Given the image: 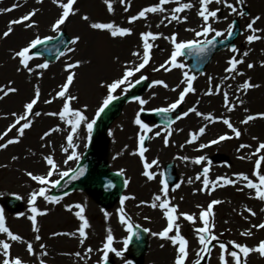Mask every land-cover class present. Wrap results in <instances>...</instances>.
I'll return each mask as SVG.
<instances>
[{
    "label": "rangeland",
    "instance_id": "374dc122",
    "mask_svg": "<svg viewBox=\"0 0 264 264\" xmlns=\"http://www.w3.org/2000/svg\"><path fill=\"white\" fill-rule=\"evenodd\" d=\"M16 2L17 0H0V8L11 7ZM156 2L157 0H131V7L128 12H124L123 7L117 3L114 5L116 9L115 14L109 15L102 0H78V7L81 14H88L93 20L105 22L115 20L122 26L132 27L134 34L120 41H112L106 34L91 32L87 28V25L80 19L79 15L70 18V22L67 23L63 30L67 31L72 37L76 35L82 36V43L78 46L77 52L71 54L72 60L93 59L92 65H86L76 70L78 72V79L72 90L74 94H78L81 97V100L80 105H74V107H80L84 103H87L89 105L87 114L90 117L94 115L99 101L106 95L105 90L97 86V81L101 79L110 80L120 75L121 66L120 64L114 63L115 56L118 55L122 63L130 59H135L131 57L130 53L137 50L138 46L141 44L140 33L149 30L153 33H163L166 36L178 33V39L183 41L194 38L193 33L185 31V29L197 28V30H199L201 20L196 15V8H193L190 12L181 14L188 16L186 23L176 24L173 22L167 27L162 25L157 28L156 24L159 23L160 17L150 14L147 21L140 20L135 22L134 25L127 24V19L130 16L137 14L142 8L151 6ZM185 2H187V0H185ZM192 2L196 3V0H192ZM229 2L235 3V0H229ZM19 3L23 4V7H19L11 13L0 14V34L7 30L9 21L21 17L34 8L40 9L33 18L38 22L39 27L37 29L25 30L22 25H16L14 26L13 34L9 38L0 39V86L8 84L9 81H14L15 83L12 86L19 89L18 93L8 96V98L12 95L16 96L15 106L10 99H8V101L3 100L6 104L0 109V134L6 131L7 127L14 122L11 113L23 112V105L33 97L34 86L36 84L40 85L41 99L34 108V111H40L42 115L34 118L32 128L26 130L25 136L21 139L20 143L10 145L7 149L0 150V207H3L5 210L6 226L9 227L14 234H19L29 242H33L37 255L36 257L30 256L26 251V245L20 243H13L11 251L14 256H20L25 261V264H38L40 258L39 245L44 244L46 245V251L48 253L47 256L42 257L45 264L97 263L102 255L98 250L101 249L106 242L108 228L112 229V234L114 236L113 246L118 250L123 249V241L126 239L127 231L126 227L119 223L117 210L121 207L120 201L108 208H103L96 202L92 195L82 190H75L69 193L61 200L60 204H48L42 199L38 200V207L41 210L47 211V215L37 218L38 226L40 227L39 235L42 237L39 242L34 240L36 234L32 231L31 221L27 219V215L31 214L28 205L29 193L38 186L24 174L25 171H32L34 174H44L47 171V165L43 157L47 155H52L54 157L62 171L71 169L76 161H69L67 165L63 163L66 159V154L62 151V146H66V131L53 133L45 140H41V136L51 128L57 125H60L62 128L67 127L63 125L58 118L43 115V113L49 111L58 112L62 107V102L59 100L54 101L50 105L45 104L44 100L49 99L50 94L54 95L55 91L59 89V85L65 81L67 73L63 71V68L67 57H60V59L56 61H47L44 57L39 56V58L31 61V66L45 61L49 63L50 66L44 71V75L41 79H37L35 74L29 77L24 71L17 72L16 69L19 67L18 60L12 59L13 51L19 50L21 47L25 46L30 39L35 38L36 33H39L41 37L55 35V33L50 31V25L58 16L60 10L51 3V0H44L42 4H37L36 0H27V3H24V0H19ZM174 6L175 5H168L167 7L170 9ZM210 7L212 9L216 7L221 8L223 15L220 17V22L214 25L218 30H226L234 19L240 21L243 31L239 35L235 47L239 49L241 54L244 51H249V55L244 58L245 63L239 65V70L244 72L245 76L237 77L235 81H227L226 84H232L233 87L232 89H227L225 84V90L229 91L230 96L234 99L233 92L236 86L248 78H251L253 83L261 84V87L250 90L247 95L241 94V98L245 100V104L232 113H228L223 107L222 95H204V92L210 87L208 82L209 76L214 78L212 86L224 83L223 77L226 75L225 68L228 67L227 61L234 55L230 51V48H226L216 54L213 61L207 66L205 71L202 72L204 73L203 75L201 73H191L197 76V79L194 81L196 92L186 97L182 108L187 111L188 108L196 106L199 111L205 114L211 113L216 117L224 116L230 118L234 125L242 131V136L239 139L224 141L202 151H196L195 149L198 148L200 143H208L210 140L216 139L218 136L226 133L231 135V132L222 123L209 124L206 134L201 137L196 144L188 145L185 142L189 138V133L197 131L199 127L207 123L194 114H190L186 117V120H184V124H180L182 121H177L176 124L172 125V128L177 131H175L170 138V146L164 147V126L157 127L158 125H152L154 123L143 120L145 123H150V125L154 127L153 132L148 133V136H154L155 131H161L162 133L160 137L145 141V146L148 145L147 148H149V151L145 155L149 161L152 159H159L160 167L154 169L158 173L162 171L166 162H176L180 181L183 180L184 183L175 192L170 191L169 195L170 197H174L172 202L179 205L180 212L198 213L199 209L196 207L197 205L206 206L211 200L219 199L223 201V203L214 208L216 234L219 235L223 233L220 237L222 241L234 240L241 244L254 247L261 240H264V230L253 229V235L248 238L242 237L240 233L247 230L251 224L264 222V212L260 211L261 208H264V202L257 199H250V191L247 189L244 192H239L236 188L231 186L217 188L211 195L203 192L205 196L200 197V194H198L200 191H198V189L202 187L201 182L197 181L189 185L187 179L188 177H195V175L201 171V166L175 159L177 156H189L192 158L199 155L207 156L208 159L212 161L210 172V179L212 180L218 176H232L233 173L239 172L251 175L256 157H252L251 161H242L237 159V156L255 151L258 143L264 141V120L258 119L248 125L240 123L245 115H247V113L244 112V108H248L252 114L264 112V66H261L264 64V40L256 41L250 45L246 41V37L251 34L247 31L246 25L250 22L251 18L257 15L261 16V20L258 21L254 27L264 29V0H246L243 8L247 15L243 18L236 15L230 16V10L223 8L222 5L213 4ZM224 17H227V20L223 19ZM149 24L151 28L147 27ZM226 34L227 32L225 31V35ZM257 34L264 36V32ZM87 49L88 52H86ZM172 51L173 47L169 41L163 38L156 40L152 49V60L150 64L142 73L137 74L136 78L142 74L147 76L150 80L149 87L140 96L143 99L149 100V103L144 106L145 109L167 107L168 104L174 102L176 98V94L180 88H178L176 92H172L170 89L176 88L179 84V80L177 81L178 76L181 79L183 78L181 76V71L174 69L171 72H165L161 69L159 72H154L152 70L153 67H159V65L165 63V61L169 59ZM178 60L185 65L187 64L182 56ZM248 63L254 64L255 67L248 69ZM187 68L186 65L184 70L188 71ZM156 80H163L169 85V88L166 89L159 85L153 86V81ZM117 94L122 95L119 90ZM250 98H253V100L250 101ZM200 100H202V104L200 102L197 104V101ZM3 101H0V104ZM139 110L140 106L135 100L124 107L122 114L110 127L108 132L109 142L106 145L107 147L103 155L105 154V159L109 163L113 161L119 163L120 166L116 164L114 167H123L126 170V176L129 178L130 184L125 194L130 196L132 194L135 196V199L125 201L123 205L127 215L131 218V223L133 225L136 224L148 228L152 232H158L165 227V219L162 214L158 217L150 212L155 211L150 207L144 206L143 204L142 206L137 205V203L141 204L144 200L151 203L153 195L157 194L161 187H159L158 181L145 183L146 186L140 185L137 187L136 185L137 183L143 184V181L147 180L141 174L142 163L139 157L131 155L132 152L137 150L138 133H140V129L134 128L131 130L130 128L132 125L128 122V127L126 118L133 112V114L136 115ZM191 118H193L192 122H190ZM179 129H183V131H178ZM109 133H111V135H109ZM84 135L85 134L82 132L80 140L77 141V143L80 144L78 151L81 153V157L86 150L84 147ZM15 136L16 130L13 129V131L5 137V141ZM254 136L258 137L259 140H253L252 137ZM152 140L159 141L160 146L155 147ZM3 142L4 141H0V143ZM241 143L251 144L252 148L244 149L242 153H238L236 149ZM45 144H47L48 147H45ZM181 144H185L183 149L179 147ZM160 147L164 150L163 154ZM33 152L35 155H32ZM13 156L18 157V159L14 161L12 159ZM113 157L117 158L113 159ZM228 164H230L231 167H227ZM4 165L7 167H3ZM191 165L196 168L187 174L188 167ZM57 178L59 177L56 175L52 177L54 180ZM159 178L160 176L158 175L157 180ZM12 194L23 197L22 201L24 205L20 212H9L1 205L2 200ZM251 194L254 195V193ZM258 203L262 204L261 208H257ZM74 204L87 206L85 216L91 227L87 229L89 239L85 241L83 246L79 243L76 232L80 221L74 215L75 209L73 212L66 211L67 205ZM245 207L252 208L257 212V216L249 217L248 220H245L240 215ZM105 211L110 214L108 219L104 216ZM19 213H24L25 215L18 216ZM244 215L247 216V213H244ZM145 217L149 219H145ZM179 223L181 224L182 234L190 241V252L192 255H190L189 258L194 261L196 259L195 253L198 250V245L192 227L182 219ZM57 232L76 233V235L54 236L53 233ZM148 235L149 246L140 264H161V261H164L162 264H173L175 250L170 243L152 236L151 232H148ZM4 238L6 237L0 234V239ZM162 243L165 244L164 248L160 247ZM88 247L93 249L92 259L85 262L73 259L75 253L82 252L84 254ZM167 250H170V254H168L164 260L161 259L163 252ZM94 252L98 254L95 256ZM109 255L114 257L116 264H125L127 260L133 262L129 254V247L127 251L124 252L123 258L117 257L113 253ZM206 264H219L218 247L213 248L210 260L208 259ZM248 264H264V258L260 257L258 253H252L248 257Z\"/></svg>",
    "mask_w": 264,
    "mask_h": 264
},
{
    "label": "snow or ice",
    "instance_id": "6c2138e0",
    "mask_svg": "<svg viewBox=\"0 0 264 264\" xmlns=\"http://www.w3.org/2000/svg\"><path fill=\"white\" fill-rule=\"evenodd\" d=\"M44 0H36L37 4H42ZM246 0H235V3L229 2V0H196L193 3L192 0H157V2L151 6L142 8L137 14L130 16L127 19L128 25H134L135 22L149 19V15H158L160 17L159 23L156 27L159 28L162 25L167 27L169 24L175 22L176 24L186 23L188 20L187 15H181L183 13L190 12L193 8H196V15L200 18L201 23L199 25V30L197 28H187L185 31L192 32L194 38L191 40H179L178 33H173L170 36H166L163 33H153L152 31H145L140 33L141 44L138 46L137 50L130 53L131 57L135 59H130L127 62H121L120 57L117 55L114 58V63L120 64L121 72L120 75L109 79H101L97 81V86L104 89L106 95L99 101L95 113L93 116H89L88 109L89 105L84 103L80 107H74V105H80L81 97L78 94H74L73 88L75 87V82L78 79L77 69H80L86 65L90 66L93 64L92 58H87L84 60H72L71 54H74L78 50V46L82 43V36L76 35L72 37L69 41L63 39L64 27L70 22L71 17L80 16V19L87 25V28L93 33L106 34L112 41H120L127 37H131L134 32L132 27H125L118 24L115 20L112 21H99L93 20L88 14H81L78 7V0H51V3L55 5L59 10L58 16L51 22L50 31L55 33L54 36H44L41 37L39 33L35 34V38L30 39L27 44L21 47L19 50H14L12 54L13 60H18L19 67L16 69L17 72L24 71L29 77L35 74L37 79H41L44 75V71L49 68V63L47 61L43 63L31 66V61L39 58V52L33 54L34 49H38L40 46L47 45L51 41H57L56 47V57H67L64 62L63 71L67 73L65 81L59 85V89L55 91V94H50L49 99H45V104H52L54 101H61L62 107L58 112L49 111L43 113V115L49 117L58 118L66 128H62L60 125L51 128L46 131L42 136L41 140H45L47 137L51 136L53 133H58L66 131L67 135L65 137L66 146H62V151L66 154V159L64 164L67 165L69 161H76L77 163L81 159V153L78 151L80 144L77 143L80 140L81 133L84 135V147L87 148L92 141L93 132L97 125V122L101 119V116L106 112L107 109L113 104L114 101L120 99V95L117 94L118 90L121 94H126L130 89L141 84L143 81L147 80L148 77L145 75L137 74L142 73V71L150 64L152 60V49L154 47V42L158 39L163 38L170 42L173 47V51L170 57L165 63L159 65V67H153L154 72H159L163 69L165 72H171L172 70H180L182 73V79L176 88H171L172 92H176L181 85H183L182 90L178 93V98L174 102L168 104L167 107L158 108L153 111L157 113H176L174 119H167L166 124L163 128V144L164 147L170 146V138L173 133L177 131L172 128V125L176 124L177 121L183 120L190 114L201 118L207 123L199 127L195 132L189 133V138L186 140V144H196L201 137L206 134V130L209 124L222 123L231 132L229 134H223L218 136L216 139L210 140L208 143H200L196 151H202L204 149L210 148L213 145H218L224 141H229L232 139H239L242 136V131L234 125L230 118L224 116L216 117L211 113L205 114L198 110V107L193 106L188 108L187 111L179 113L176 110L185 102L186 97L189 94H194L196 89L194 88V81L197 79L196 75L189 74V71H185L186 65L179 62L178 58L184 56L185 54L191 56L192 54L198 57H203L208 52H210L218 43L217 38L224 37L225 31L227 32L226 39L231 38L233 35V30L236 26V21L233 20L227 27L226 30H218L214 25L220 22L219 13L221 12L220 7L212 9L210 6L222 5L223 8L230 10L229 15H236L241 18L245 17L247 13L245 12L243 6ZM27 3V0H24ZM102 3L106 6V11L109 15L115 14V4H119L123 7L124 12H128L131 7V0H102ZM168 5H175L170 9ZM198 5V7H197ZM19 7H23V4L19 3L17 0L11 7L0 8V14L11 13ZM40 9H32L28 13L22 15L17 19L9 21L7 25V30L0 34V39L9 38L14 32V26L22 25L25 30L37 29L39 24L33 18L37 15ZM223 19L227 20V17ZM261 20V16L257 15L251 18L250 22L247 23L246 29L251 34L246 37L247 43L250 45L256 41L264 40V36L258 35L257 33L264 32V29L255 28L254 25ZM151 28V25H147ZM211 37V38H209ZM61 48L63 50H61ZM46 52H52V48H44ZM230 51L234 54L228 61V67L225 68L226 75L223 77L224 83H219L212 86L213 77H208V82L210 87L204 92L205 96H216L222 95L223 107L228 113L235 112L237 108L245 104V100L241 98V94L247 95L250 90L258 89L261 84L253 83L251 78L243 80L239 83L234 92V99L230 96L229 91L225 90V84L227 81H235L237 77L245 76V73L239 70V65L245 63V57L249 55V51H244L242 54L239 49L235 46H231ZM261 66H264L262 64ZM248 69L255 67L254 64L248 63ZM202 75L204 73H201ZM14 81H9L8 84L0 86V101H3L10 94H16L19 92L17 87H13ZM162 86L164 88H169V85L163 80L153 81V86ZM227 89H232V84H226ZM41 99V88L39 84L34 86L33 97L23 105L22 113H11L14 118V122L11 123L6 131L0 134V150L7 149L10 145L18 144L21 139L25 136V132L31 129L33 126L34 118L42 115L40 111H34V108ZM135 102L139 104L140 110L137 112L134 123L140 129L138 133V146L137 150L132 152L131 155L138 156L143 167L142 176H144L147 181L157 180L158 175L162 178L159 183L161 185L159 192L152 197L151 203L147 204L153 210H159L162 213L163 218L166 220V226L158 231L152 232L148 228H144V232H151V235L157 237L158 239L170 243V245L175 250V255L173 259V264H202L206 258L210 260L211 254L214 247L219 249V264H248V257L252 253H258L260 257L264 258V240H261L256 246H248L247 244H241L234 240L222 241L221 236L216 234L215 228V212L214 208L217 205L223 203L219 199H213L206 206L197 205L199 209L198 213H188L180 212L179 205L174 204L172 201L174 197H170L169 193L175 192L184 183L181 180L176 183L174 187L170 189L169 181L165 177L163 172H156L154 169L160 167L159 159L148 160L145 155L149 148L145 146V141L149 139H154L155 137H160L162 135L161 131H155L154 136H148V133L153 132V128L145 123L141 118V113L145 111L144 106L149 103V100L143 99L139 96L135 97ZM199 104V101H197ZM244 112L247 113L245 117L240 121L243 125H248L253 121L258 119L264 120V112H259L252 114L248 108H244ZM7 118V117H4ZM159 127V126H157ZM16 130V136L14 138H9L5 141V137L8 136L10 132ZM178 131H183L179 129ZM111 135V133H109ZM253 140H259L258 137H252ZM48 147L47 144L44 145ZM181 149L185 147V144L179 146ZM251 144L241 143L236 151L242 153L244 149H251ZM32 155H35L33 152ZM252 157H256L254 161V167L251 175L244 172L233 173L232 176L223 175L218 176L214 180L210 179V172L212 168V161L208 159L205 155H199L194 158L189 156H177L178 159L185 163H191L193 165L201 166V171L195 175V177H188L187 183L189 185L199 181L202 187L198 189L200 192H204L211 195L212 192L216 191L217 188L224 187H234L239 192H244L246 189L250 191L249 198L257 199L264 202V141L258 143L255 151H251L246 154H241L237 156L239 160L251 161ZM117 157H113L116 159ZM12 159L15 161L18 157L13 156ZM44 162L47 165V171L44 174H34L32 171H25V175L38 186L29 193L28 205L30 215H27V219L31 221L32 231L35 233L34 240L39 242L42 237L39 235L40 227L38 226L37 218L40 216L47 215V211L41 210L38 207V200L42 199L48 204H60L63 197L50 195L52 189L61 185V181L65 177L71 175V179L75 180L80 176H83L85 169L83 167H77L75 169H69L62 171L60 166L57 164L56 160L52 155H47L43 157ZM3 167H7L4 165ZM227 167H231L230 164ZM125 169H121L119 172L120 176H123ZM56 175L59 179H52ZM125 184L129 181L125 180ZM251 193H254L252 195ZM68 195V193H65ZM17 200L23 199L20 195H16ZM129 199H135V197L124 196L120 199L121 207L117 210L119 223L126 227V231L129 234L123 241V249L118 250L113 246L114 236L112 234V229H107L106 242L103 247L98 251L102 253L100 260L97 264H110L109 254L113 253L115 256L123 258L124 252L127 251L132 238L135 237L139 239V233L134 231V226L131 223V218L127 215L123 205L125 201ZM182 199V198H181ZM146 202H141L145 204ZM139 206V205H138ZM74 212L75 217L80 221L79 227L77 229L79 243L83 246L85 241L88 239L87 229L91 227L88 219L85 216L86 206L81 204L67 205L66 211ZM264 212V208L260 209ZM247 213V216L244 215ZM24 213H19L18 216H23ZM240 215L248 220L249 217H256L257 212L250 207H245ZM104 216L106 219L110 217V214L105 211ZM145 219H149L145 217ZM187 222L192 227L194 237L197 241L198 250L195 253L196 259L194 261L190 260V241L186 238L181 231L180 220ZM253 229L264 230V222L259 224H251L250 227L241 232L242 237H251L253 235ZM0 234H3L6 238L0 239V264H25V261L20 256H14L12 254L13 243H20L26 245V251L30 256L36 257V250L34 249L33 242H29L24 239L19 234H14L9 227L6 226L5 210L0 207ZM54 236H68L76 235V233L67 232H57L53 233ZM215 242V244H214ZM161 248L165 247V244L160 245ZM39 260L38 264H45L42 257L48 255L46 251V245H39ZM93 249L88 247L84 254L77 252L75 255L78 258L90 259ZM125 264H133L131 260L125 261Z\"/></svg>",
    "mask_w": 264,
    "mask_h": 264
},
{
    "label": "water",
    "instance_id": "95a60500",
    "mask_svg": "<svg viewBox=\"0 0 264 264\" xmlns=\"http://www.w3.org/2000/svg\"><path fill=\"white\" fill-rule=\"evenodd\" d=\"M238 31V30H236ZM237 35V32L235 33L234 37ZM68 37H66L67 39ZM55 42V41H54ZM53 43V42H50ZM54 53V52H53ZM56 54V52H55ZM201 60H204L203 58H201ZM207 59H205V63H206ZM141 87V86H140ZM127 98V96L120 98L119 100L115 101L110 107L109 109L106 110L105 114L103 115L101 121L98 123L97 125V130H96V134H95V139H99L105 132H106V128L108 126V124L110 123V121L120 112V108L124 102V100ZM84 163H88L89 164V168L91 173H93V178L92 181L93 183L96 184V188H98L99 192H101L102 187H103V176H109L110 178H113L115 181H117L118 183V188L117 190L113 193V192H108V196H109V202H112L113 200H115L119 194L120 191L122 189V180L120 177L116 176L113 172L109 171L107 169V167L104 165L102 167L99 168L96 167V154L95 152L92 150L91 154L89 153L85 159H84ZM118 177V178H116ZM86 178H84L80 183H84L86 182ZM78 184H73L72 186H77ZM145 234L142 236V239H144V241H140L139 242V247H137V251L142 253L146 243H145ZM140 255V254H139Z\"/></svg>",
    "mask_w": 264,
    "mask_h": 264
},
{
    "label": "bare ground",
    "instance_id": "6f19581e",
    "mask_svg": "<svg viewBox=\"0 0 264 264\" xmlns=\"http://www.w3.org/2000/svg\"><path fill=\"white\" fill-rule=\"evenodd\" d=\"M86 52H88V49L86 50ZM8 99H10L11 102H13V105H14V106L16 105V104H15V100H16V96H15V95L10 96L9 98L7 97V98L4 99V100H5V101H8ZM252 100H253V98H250V101H252ZM5 101L1 102V104H0V109L2 108V106H5V104H6ZM192 121H193V118L190 119V122H192ZM183 123H184V122H183ZM152 143L154 144L155 147L160 146L159 141H157V140H154ZM160 150L163 151V152H162V154H163V153H164L163 148L160 147ZM194 168H195V167L192 166V165L189 166V167H188V172H189V169H190V170H193ZM198 194H200V197L205 196V194H204L203 192H198ZM261 205H262L261 203H258V204H257V208H261ZM155 215H157V216L159 217V215H161L160 211H159V210H155ZM168 254H170V250L164 251L163 254H162V256H161V259L164 260V259L168 256ZM161 262L163 263L164 261H161ZM162 263H161V264H162Z\"/></svg>",
    "mask_w": 264,
    "mask_h": 264
}]
</instances>
